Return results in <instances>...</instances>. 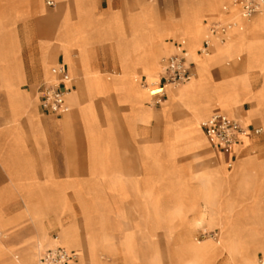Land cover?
<instances>
[{
	"label": "crops",
	"instance_id": "obj_1",
	"mask_svg": "<svg viewBox=\"0 0 264 264\" xmlns=\"http://www.w3.org/2000/svg\"><path fill=\"white\" fill-rule=\"evenodd\" d=\"M117 1L56 0L49 6L46 0H0L8 22L30 24L29 35L23 30L17 36V46L14 33H7V51L18 54V60L13 65L8 60L1 75L7 71L15 77L19 71L23 80L17 87L23 82L32 86L40 82L35 90L29 87L31 93H37L38 86L47 80L50 63L53 67L63 65L72 79L63 113H44L40 104L27 111L24 103L23 112L14 118L22 117L20 124L0 125V229L14 231L6 245L27 247L21 255L24 264H36L40 241L44 247L56 242L65 248L67 243L71 247L66 249L73 251L76 259V250L84 255L82 249L89 262L91 258L102 261L99 251L103 249L119 255L129 231H134L133 245L168 244L160 243L154 235L159 229L173 227L175 199L190 197L185 190L176 194V181L188 182L182 173L185 165L177 167L176 158L193 148L189 147V137L177 139L176 135L188 133L185 123L191 119V112L184 108L176 114L174 103L180 101L174 88L166 87L162 102L152 104L143 86L152 82L139 66L134 78L124 74L125 54L132 38L126 30L125 6L117 9ZM89 4L97 29L82 36L81 45L71 43L66 30L86 16ZM10 7L16 10L10 11ZM112 15L126 30L123 39L102 28ZM172 46V53L185 54L194 77L196 63L183 42L173 41ZM237 55L231 56L234 63L230 65L212 67L216 60L230 57L213 60L211 75L216 81L236 80L248 123L230 116L239 119L250 134L256 126L262 127L264 134V99L256 93L263 74L258 67H248L247 58L242 67ZM1 82L12 117L2 77ZM29 92L19 90L25 100ZM215 110L228 114L219 108L212 112ZM250 136L244 139L248 141L245 145L235 147L231 160L236 151L244 154L249 149L254 138ZM259 158L254 162L261 165L264 145H260ZM257 171L254 187L262 190L256 182L264 180L263 170ZM120 255L109 260H122ZM84 257L80 259L83 264ZM16 258L0 255V264H16Z\"/></svg>",
	"mask_w": 264,
	"mask_h": 264
},
{
	"label": "bare ground",
	"instance_id": "obj_2",
	"mask_svg": "<svg viewBox=\"0 0 264 264\" xmlns=\"http://www.w3.org/2000/svg\"><path fill=\"white\" fill-rule=\"evenodd\" d=\"M133 3L137 6L136 12H129L127 7L128 25L127 29L132 41L128 44L129 52L125 54L124 74L128 77L134 78L135 67L139 66L150 82L158 79L157 71L158 65L157 55L159 52L167 48L166 38L173 36L183 42L188 54L196 63V75L188 82L179 86L177 99L191 112V119L185 123L188 129L187 134L176 135L178 137H189V147L198 151L205 148L204 134L201 129V123L212 112L213 109L219 108L226 112H232L236 107H239L242 102L241 92L236 85V80L231 83L225 80L216 81L213 79L210 67L213 60L220 57H231L242 50L246 52L248 67H258L263 74V83L256 92L260 99H264V12L255 19L252 24H248L245 17H243L237 10L238 14L233 17V33L234 37L225 42H214L213 51L206 54H198L197 49L201 45L200 37L203 32L201 24V12L197 11L187 15L184 11L179 21L172 17H167L163 22L159 19V10L153 0H134ZM202 2V6L204 5ZM41 6V5H40ZM16 10V7H10V11ZM202 9V8H201ZM92 5H88L85 13L86 18L75 26H69L66 30L67 35H70L68 40L71 43L79 44L83 40L82 36L88 33L97 26L91 18ZM6 8H0V30L2 29V16L5 15ZM116 15V14H113ZM106 18V22L102 28L109 30L111 33H117L123 39L125 36V28L117 20L115 16ZM104 25V24H103ZM248 28V32L254 34L252 37H247L246 33L241 32L243 27ZM71 35L73 37H71ZM75 35V36H74ZM142 36V37H141ZM2 41L0 40V44ZM47 68V67H46ZM52 68L46 69V74H50L47 80L54 77ZM5 84L8 88L9 105L11 108L12 117L15 118L23 112L25 99L19 93L17 83L21 82L22 74L16 71L15 77L11 76L10 72L2 73ZM170 88V87H168ZM244 88H247L246 86ZM152 87H147L149 94ZM181 89H184L183 91ZM177 153V149H175ZM235 166L231 172L226 173L224 168H217L213 172L201 173L198 179L196 188H190L185 182L176 181V194L179 190H185L189 193L190 199L189 210L196 214V220L203 219L198 202L194 198L202 201L205 208L209 210V222H217L222 228V240L213 244L210 241L194 243L186 241V250L192 256V264L201 263L207 258L221 254L227 251L232 257L236 255L242 263L254 264L256 251L264 247V207L262 206L258 193H255L252 198V205L244 212V214H235L234 216L224 215V212H230L232 209L235 212L236 200L234 196L227 198L225 201H220V188L229 186L231 182H235L245 176L248 166L252 170H263L261 165L254 162L252 157H242L235 160ZM223 183V184H222ZM176 213L183 218V205L179 203ZM182 213V214H181ZM188 233V232H187ZM186 233V234H187ZM188 237V236H187ZM216 241H218L216 239ZM124 244L121 246V253L123 254V264H141L139 262L136 251L133 247V232L129 231L125 234ZM50 244L49 246H56L57 244ZM66 248L71 247L65 243ZM42 241L39 242L35 258L37 256V264L40 254L44 249ZM16 264H24L20 259L16 258ZM195 262V263H194ZM199 263V264H200ZM68 264H72L69 262ZM83 264L80 260L79 263ZM90 264H109L102 262L95 258H91Z\"/></svg>",
	"mask_w": 264,
	"mask_h": 264
},
{
	"label": "rangeland",
	"instance_id": "obj_3",
	"mask_svg": "<svg viewBox=\"0 0 264 264\" xmlns=\"http://www.w3.org/2000/svg\"><path fill=\"white\" fill-rule=\"evenodd\" d=\"M56 0H54L55 2ZM134 0H118L116 2V8L118 9H124L127 7L129 12H136L137 6L133 3ZM205 2L202 6V2ZM239 0H153L155 5L157 6L159 10V19L163 22L167 19V17H172L173 19L179 21L185 12L187 15L194 13V12H201V24L203 26V32L201 34L200 40L205 37V34L207 33L208 26L213 21H220L221 23H233V17L237 13L238 5L236 2ZM0 8H3V6H0ZM202 8V9H201ZM184 11V12H183ZM264 12V5L262 8L254 13L253 15L246 18L248 24H252L256 18H258L261 13ZM36 15V12L34 13ZM4 19V20H3ZM2 29L0 30V40L2 43L0 44V125H16L20 124L22 122V117H18L17 119H14L10 116V110L8 106L7 101V91L6 87L2 85L1 82V72L5 69L6 65L8 64V60L10 61L9 64L14 63V60L17 58L18 60V54L9 53L7 51V33H11L9 31H12L15 35V42L16 46L17 43V36L23 33V30L25 31L26 35H29L30 30V24L29 22L23 23L19 20L15 22H8L6 20V14L2 16ZM25 25V26H24ZM234 25L230 27L224 38L219 37L215 42H225L231 38L234 37V33L232 29ZM241 32L246 33L247 37H252L254 34L248 32V28L246 26L243 27V30ZM28 41V39H26ZM167 48L157 55L158 65H160V68L158 67L157 75L160 73L161 70V63L162 59L170 55L174 51V47L172 46V42H180L178 38L169 36L166 38ZM213 51V48L211 52ZM190 57V55L188 54ZM238 63L244 66L245 60H246V54L244 52H239L238 55ZM191 58V57H190ZM192 59V58H191ZM223 62V63H222ZM234 63V57L230 58H222L220 60H216L212 67H216L218 65H230ZM54 63L48 64L47 68H50ZM13 65V64H12ZM259 75V73H258ZM45 77H50V74L45 75ZM260 77V75H259ZM45 81V80H44ZM140 79L138 77V83ZM188 82V81H187ZM260 79L257 83L258 88L260 85ZM40 82H36L34 86L29 85L27 82H23L21 85H19L18 90L21 91H27L29 92V87L34 90L36 89L37 85ZM186 82L179 84L178 86L173 87L174 89H177L179 86H182ZM172 89V88H171ZM146 92H148L146 90ZM29 95L27 100H25V108L28 111L31 110L32 105H37L39 108V100L37 93L29 92ZM149 96V94L147 93ZM153 104V103H152ZM186 108L182 103L175 102L174 103V109L176 114H179L180 112L184 111L183 109ZM235 108L232 112H227L229 115L237 116L239 119H241L245 124L248 123L247 120L244 118L245 111H243L242 107ZM241 111V112H239ZM26 112V111H25ZM24 112V113H25ZM211 114V113H210ZM179 115H176V123H179ZM259 116V115H258ZM261 117L263 114L260 115ZM260 116L258 117L261 122ZM258 126H261L260 123L257 124ZM256 129L253 130L252 139H250V147L249 149L243 154L241 151H236L234 159L231 161L229 159V156L225 154L220 148L214 147L211 143H209L205 139V148L198 151L196 149L188 150L184 153H181L176 158V166L180 169L183 165L184 167V173L186 176L185 178H188V186L190 188H196L198 185V179L197 177L203 173V172H213L218 167L224 168L226 173L231 172L235 166V160L242 157H252L254 159L259 158L260 156V145H264V134L262 127H255ZM251 137V136H250ZM205 138V137H204ZM244 141L242 140L241 144L243 145ZM257 143V145H256ZM245 145V143H244ZM231 162V163H229ZM187 164V165H186ZM261 166L264 169V158L261 160ZM183 171V170H182ZM181 173V174H182ZM258 171L255 169L252 170L251 167L248 166L247 172L245 173V176L241 179H238L235 182H231L229 186H224V184L220 188V201H225L227 198H232L234 196V199L236 200V206H235V212L232 209L230 212H224L225 209H223V214L231 217L235 214H244L252 205V198L255 193H258V198L264 207V180L262 182H256L257 185L262 186V190H256L254 185V176L258 178ZM258 188V187H257ZM259 189V188H258ZM192 197H177L175 199V223L173 227H170V229H159L157 233L154 235V237L159 238L160 243H168V244H158V245H133L136 255L138 256L139 262L141 264H192V256L189 253L188 250H186L185 242L188 240L199 243L204 241H210L213 244H217L216 242H221L222 240V228L217 222H209V210L208 208H205L202 201L198 200V198H194L196 202H198L200 210L203 215V219L196 220V214H194L192 211L189 210V202ZM182 202L183 209V218L180 217L179 214L176 213L177 208L179 207V203ZM181 213V214H182ZM14 231H7L4 229H0V255H11L12 257H17V259L21 260V255L24 252V249L27 247H24L23 245H14V246H8L6 245L7 239L12 236ZM134 233V231H132ZM188 232V233H187ZM187 233V234H186ZM134 236V234H133ZM188 236V237H187ZM216 239L218 241H216ZM49 247H45L40 256L44 253V251ZM66 248V247H65ZM70 249V248H67ZM103 249V248H102ZM79 252L78 259H75V262H78L81 257L85 256L84 264H90L88 261V256L84 253V251L81 249L84 255L80 252V250H76ZM88 253V252H87ZM121 251L119 255H110L108 254L104 249L99 251V256L102 258V262H107L109 264H123L122 260H109L110 258H120ZM77 257V255H76ZM123 258V256H122ZM15 259V258H14ZM141 259V260H140ZM264 260V247L262 249H258L256 251V256L254 259V264H262L261 261ZM73 262V261H71ZM195 263V262H194ZM200 263V262H199ZM195 263V264H199ZM37 264V261H36ZM200 264H245L240 261V259L234 255L232 257L227 251L217 254L214 256H211L207 258V260H204Z\"/></svg>",
	"mask_w": 264,
	"mask_h": 264
},
{
	"label": "built area",
	"instance_id": "obj_4",
	"mask_svg": "<svg viewBox=\"0 0 264 264\" xmlns=\"http://www.w3.org/2000/svg\"><path fill=\"white\" fill-rule=\"evenodd\" d=\"M46 4L52 6L54 1L46 0ZM236 4L240 14L247 18L262 8L264 0H239ZM233 24H225L220 21L211 22L197 53H209L214 47L215 40L219 37L222 40ZM52 73L54 75L52 79L45 80L38 86L37 95L44 113L59 115L66 109V98L71 91L72 79L63 65H55L52 68ZM190 78L191 72L185 54L182 51H177L162 59L158 81L148 85L143 84V86L153 88L149 92L151 102L159 104L163 100L166 87L173 88L189 81ZM201 128L208 142L230 156V160L235 147L250 134L248 128L239 119L220 110L213 111L202 121ZM75 259L76 254L73 251L57 245L46 249L40 256L38 264H67ZM261 263L264 264V260Z\"/></svg>",
	"mask_w": 264,
	"mask_h": 264
}]
</instances>
